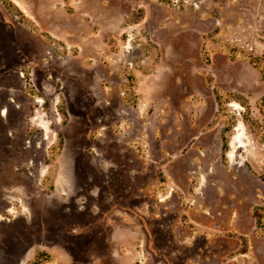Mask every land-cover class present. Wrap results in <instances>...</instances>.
I'll return each instance as SVG.
<instances>
[{
    "label": "rangeland",
    "instance_id": "rangeland-1",
    "mask_svg": "<svg viewBox=\"0 0 264 264\" xmlns=\"http://www.w3.org/2000/svg\"><path fill=\"white\" fill-rule=\"evenodd\" d=\"M10 1L0 264H264V0Z\"/></svg>",
    "mask_w": 264,
    "mask_h": 264
},
{
    "label": "trees",
    "instance_id": "trees-1",
    "mask_svg": "<svg viewBox=\"0 0 264 264\" xmlns=\"http://www.w3.org/2000/svg\"><path fill=\"white\" fill-rule=\"evenodd\" d=\"M2 3L8 8L14 6L13 3L10 0H2ZM21 14V13H20ZM248 61L251 65H253L262 75H264V54L262 55H250L248 57ZM227 150V142L223 141L222 144V153L224 154ZM258 209H262V207H258ZM256 219L257 227L261 226L260 218L257 217L255 214H253ZM47 259L39 260L38 258L29 264H41L43 261H46Z\"/></svg>",
    "mask_w": 264,
    "mask_h": 264
},
{
    "label": "crops",
    "instance_id": "crops-1",
    "mask_svg": "<svg viewBox=\"0 0 264 264\" xmlns=\"http://www.w3.org/2000/svg\"><path fill=\"white\" fill-rule=\"evenodd\" d=\"M252 252H253V254H255L256 256L258 255V253H257L256 251H255V252H254V251H252Z\"/></svg>",
    "mask_w": 264,
    "mask_h": 264
}]
</instances>
